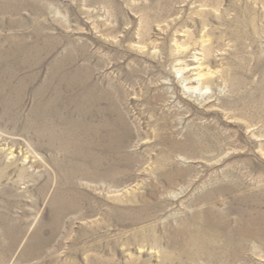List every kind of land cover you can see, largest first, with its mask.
Returning <instances> with one entry per match:
<instances>
[{
    "label": "rangeland",
    "instance_id": "obj_1",
    "mask_svg": "<svg viewBox=\"0 0 264 264\" xmlns=\"http://www.w3.org/2000/svg\"><path fill=\"white\" fill-rule=\"evenodd\" d=\"M0 264H264V0H0Z\"/></svg>",
    "mask_w": 264,
    "mask_h": 264
},
{
    "label": "bare ground",
    "instance_id": "obj_2",
    "mask_svg": "<svg viewBox=\"0 0 264 264\" xmlns=\"http://www.w3.org/2000/svg\"><path fill=\"white\" fill-rule=\"evenodd\" d=\"M25 65V64H24ZM38 66V65H37ZM36 68V67H35ZM36 76V75H35ZM198 76V75H197ZM49 78V77H48ZM199 78V76L197 77ZM201 80V79H200ZM68 89L67 85L65 86L64 82H63V78L61 76L60 73H53L51 75V77L49 78V80L45 83L44 85V100L45 102L47 103L48 105V108L50 109L51 107V110H55L57 111L59 106H60V97H61V93L63 90H66ZM60 141V140H59ZM78 169V168H77ZM81 170V169H80ZM73 172V171H72ZM74 176V175H73ZM83 176V175H82ZM69 177V176H68ZM77 177V176H76ZM75 179V178H74ZM73 179V180H74ZM86 179V177H85ZM72 180V181H73ZM68 186L66 187L67 189L65 190V195H66V198H72L71 196H73V192L75 190H77L75 188V186L73 185V183H68L67 184ZM38 196V195H37ZM76 200V199H75ZM60 203H65L64 200H60ZM74 203V202H73ZM72 207V206H71ZM57 209V208H56ZM60 211L62 210V212L67 208L66 206H63L61 204L60 206ZM69 209V207H68ZM65 210V211H66ZM70 210V209H69ZM74 210V209H73ZM58 211V210H57ZM71 212V210H70ZM66 213V212H65ZM64 214V213H62ZM57 216V215H56ZM57 221V220H56ZM55 225V224H54ZM54 225L52 227H50V232L51 233H56L57 228L54 227ZM57 225V224H56ZM54 235V234H53Z\"/></svg>",
    "mask_w": 264,
    "mask_h": 264
}]
</instances>
